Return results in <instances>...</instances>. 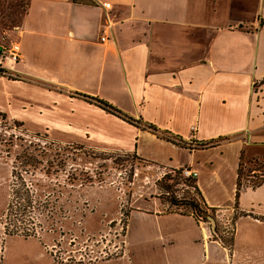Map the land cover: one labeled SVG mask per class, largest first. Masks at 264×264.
Returning <instances> with one entry per match:
<instances>
[{
  "label": "crops",
  "instance_id": "obj_1",
  "mask_svg": "<svg viewBox=\"0 0 264 264\" xmlns=\"http://www.w3.org/2000/svg\"><path fill=\"white\" fill-rule=\"evenodd\" d=\"M0 36L21 45L19 79L0 77V112L9 120L61 144L136 153L158 164L148 171L159 177L188 168L223 235L227 220L233 231L229 249L208 224L144 197L132 200L115 258L59 262L39 236H9L0 264L20 244L39 251L29 264H264V183L236 197L241 159L264 161V0H28L21 24L0 23ZM163 132L222 141L190 152Z\"/></svg>",
  "mask_w": 264,
  "mask_h": 264
},
{
  "label": "rangeland",
  "instance_id": "obj_2",
  "mask_svg": "<svg viewBox=\"0 0 264 264\" xmlns=\"http://www.w3.org/2000/svg\"><path fill=\"white\" fill-rule=\"evenodd\" d=\"M24 3V0H4L7 16L19 21L24 13L16 7ZM8 125L12 127L13 121L9 120ZM6 128L1 127L0 131ZM23 129L6 132L20 139L15 140L10 157L6 154L0 157V250L5 238L1 218L10 199L13 161L32 144L44 149L49 163L45 161L34 174L26 175L27 179L33 183L40 199H53L56 207L63 209L55 227L46 221L45 230L37 238L45 244L49 254L56 261L68 263L100 261L121 255L132 200L157 199L156 183L163 174L159 177L149 173L150 166L139 165L127 154L87 149L79 144H61ZM178 194L180 197L185 195L183 190ZM38 253L37 249H27L24 244L9 246L3 264H29L36 261Z\"/></svg>",
  "mask_w": 264,
  "mask_h": 264
},
{
  "label": "trees",
  "instance_id": "obj_3",
  "mask_svg": "<svg viewBox=\"0 0 264 264\" xmlns=\"http://www.w3.org/2000/svg\"><path fill=\"white\" fill-rule=\"evenodd\" d=\"M24 1L26 2L24 3L25 5L17 6L16 10L22 9L25 15L28 8V0ZM3 2L4 0H0V22L6 27L20 25L23 17L19 19V21L8 17V11H5L6 9ZM11 8L14 9V5H11ZM77 96L80 99L99 107L106 113L122 119L130 125L153 133H160L155 126L146 123L141 119L136 120L133 117H130L105 100L88 95ZM0 122H2V128L7 127L0 131V157L4 154L10 157L11 151L15 146V140L20 139V137L13 133L7 135L6 132L13 129H23L24 126L16 121H13L12 127L9 126L7 115L1 112ZM161 138L182 149L189 150L190 152L214 148L222 141L221 139L208 142L186 141L181 136L169 132L161 133ZM127 156H132L139 165L146 167L158 166V164L152 161L138 157L136 153H127ZM45 161L49 163V156L45 153L44 149L42 150L41 148L34 147L32 144L30 147L23 149L20 154L15 156L12 166L10 199L1 218V225L3 226L5 237L21 236L26 239L37 238L39 233L45 230L46 221L50 222L51 227H55L58 217L63 213V209H58L56 204L52 202L53 199H40L41 197L33 189V183L29 182L27 179L26 175L31 173L34 174L35 171L44 166ZM165 169L164 176H162L156 183V187L159 191V196L156 198L168 208L166 212L192 216L198 223L208 224L212 227L213 237L220 240L223 245L231 249L233 231H231V233H228V231L227 235H223L220 224L217 222V211L206 204L197 186V178L186 177L184 174L185 168ZM262 183H264V161L252 160L248 163H244L241 159L238 167L236 197H239L243 186L258 187ZM179 186H183V188L179 189ZM180 190H183L185 193L183 197H180L178 194ZM212 221H215L214 225Z\"/></svg>",
  "mask_w": 264,
  "mask_h": 264
},
{
  "label": "built area",
  "instance_id": "obj_4",
  "mask_svg": "<svg viewBox=\"0 0 264 264\" xmlns=\"http://www.w3.org/2000/svg\"><path fill=\"white\" fill-rule=\"evenodd\" d=\"M103 40L105 39L103 38ZM21 57L20 43L17 41L6 43V38L4 36H0V77L19 79L18 75L15 74L16 72L14 67L21 60ZM164 174L162 176H164ZM184 174L186 177L197 178V174L187 168H185ZM224 225L228 231L232 230V224L230 221H225Z\"/></svg>",
  "mask_w": 264,
  "mask_h": 264
},
{
  "label": "water",
  "instance_id": "obj_5",
  "mask_svg": "<svg viewBox=\"0 0 264 264\" xmlns=\"http://www.w3.org/2000/svg\"><path fill=\"white\" fill-rule=\"evenodd\" d=\"M213 222V225L215 224V221H212Z\"/></svg>",
  "mask_w": 264,
  "mask_h": 264
}]
</instances>
